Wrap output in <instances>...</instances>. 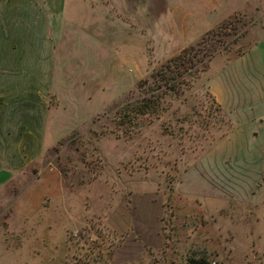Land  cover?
<instances>
[{
  "label": "rangeland",
  "instance_id": "1",
  "mask_svg": "<svg viewBox=\"0 0 264 264\" xmlns=\"http://www.w3.org/2000/svg\"><path fill=\"white\" fill-rule=\"evenodd\" d=\"M236 4L213 28L229 22L238 41L132 124L122 107L138 82L182 49L165 57L108 18L112 59L80 80L66 65L42 156L0 189V264H264V0L205 7ZM115 210L129 213L124 229L109 223Z\"/></svg>",
  "mask_w": 264,
  "mask_h": 264
},
{
  "label": "crops",
  "instance_id": "2",
  "mask_svg": "<svg viewBox=\"0 0 264 264\" xmlns=\"http://www.w3.org/2000/svg\"><path fill=\"white\" fill-rule=\"evenodd\" d=\"M112 3L126 19L115 15L103 0H0V189L45 150L52 85L66 95V78L80 80L79 74L90 72V64L98 60L108 64L112 59L114 34L106 28L108 18L128 34L134 28L145 44L149 38L170 57L241 7L206 8L209 0ZM169 4V19L163 21L160 10ZM97 15L102 19L95 23L91 17ZM149 17L154 19L151 23ZM83 46L92 48V57L80 52ZM66 65L72 68H67L70 74L65 78L60 74ZM108 219L117 230L130 223L128 211L115 210Z\"/></svg>",
  "mask_w": 264,
  "mask_h": 264
},
{
  "label": "trees",
  "instance_id": "3",
  "mask_svg": "<svg viewBox=\"0 0 264 264\" xmlns=\"http://www.w3.org/2000/svg\"><path fill=\"white\" fill-rule=\"evenodd\" d=\"M228 24L229 22L210 29L195 44L183 48L153 70L149 78L139 81V94L126 101L121 118H127L126 121L129 120L132 124L137 117L154 114L153 111L165 96L182 93L192 78L208 68L216 54L228 51L243 35V31ZM226 28L232 31L229 33L225 31Z\"/></svg>",
  "mask_w": 264,
  "mask_h": 264
}]
</instances>
